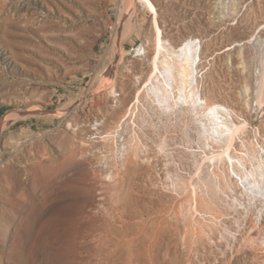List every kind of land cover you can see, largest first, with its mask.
<instances>
[{"label": "rangeland", "instance_id": "obj_1", "mask_svg": "<svg viewBox=\"0 0 264 264\" xmlns=\"http://www.w3.org/2000/svg\"><path fill=\"white\" fill-rule=\"evenodd\" d=\"M151 1L0 0V264H264V0Z\"/></svg>", "mask_w": 264, "mask_h": 264}, {"label": "bare ground", "instance_id": "obj_2", "mask_svg": "<svg viewBox=\"0 0 264 264\" xmlns=\"http://www.w3.org/2000/svg\"><path fill=\"white\" fill-rule=\"evenodd\" d=\"M146 6H147V8L150 10V12L153 14V25H154V30H155V34H156V38H157V45H158V47L157 48H159L160 49V47H162L164 44V36H163V32H162V30H161V28L158 26V21H157V17H158V12H157V8H156V6H155V4L151 1V0H141ZM12 5V4H11ZM187 44H191L192 46H195V45H197V47L194 49L195 50V55L193 56V61H192V65H193V68L194 69H198V67H199V64H200V62H201V59H200V49L198 48V44L196 43V41H194L193 39L192 40H190V41H187ZM160 51V50H159ZM159 53V52H158ZM198 59V60H197ZM155 63V62H154ZM155 67H156V63H155V65H154ZM192 67V66H191ZM157 69H158V67H157ZM154 73V72H153ZM151 80V79H150ZM262 80H264V71H263V73H262V79H261V81ZM261 95V94H260ZM207 101V100H206ZM206 104V106H207V108L209 109V112H210V110H212V111H216L219 115H217L216 114V112H215V114L219 117L220 115L221 116H225V117H229V116H231L232 114H231V111L228 109V108H226L225 106H223V105H221V104H213V106L210 104V105H208L207 104V102L205 103ZM258 104V103H257ZM205 106V107H206ZM206 108V109H207ZM207 109V110H208ZM234 113V112H233ZM214 114V113H213ZM233 116V115H232ZM232 116H231V118H232ZM225 117H224V119L222 120V118H221V120L223 121V123H225L224 121H225ZM221 121V122H222ZM222 123V124H223ZM226 125V123L224 124V126ZM223 126V127H224ZM229 128V127H228ZM263 138H264V135H263ZM264 141V140H263ZM149 264V263H148ZM153 264V263H152Z\"/></svg>", "mask_w": 264, "mask_h": 264}, {"label": "built area", "instance_id": "obj_3", "mask_svg": "<svg viewBox=\"0 0 264 264\" xmlns=\"http://www.w3.org/2000/svg\"><path fill=\"white\" fill-rule=\"evenodd\" d=\"M196 43L199 45L200 44V42L199 41H196Z\"/></svg>", "mask_w": 264, "mask_h": 264}]
</instances>
